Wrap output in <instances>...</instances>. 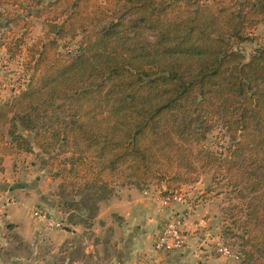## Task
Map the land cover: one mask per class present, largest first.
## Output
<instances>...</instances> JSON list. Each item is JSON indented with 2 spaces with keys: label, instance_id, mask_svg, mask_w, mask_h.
<instances>
[{
  "label": "trees",
  "instance_id": "1",
  "mask_svg": "<svg viewBox=\"0 0 264 264\" xmlns=\"http://www.w3.org/2000/svg\"><path fill=\"white\" fill-rule=\"evenodd\" d=\"M0 8L10 9L0 11L7 56L25 48L27 76L0 102V157H46L67 223L86 224L66 202L83 191L103 201L115 187L153 184L166 198L215 172L238 199L222 238L240 264H264V45L249 58L240 49L264 29V0H0ZM31 17L43 34L26 45ZM214 130L228 139L224 156L206 143Z\"/></svg>",
  "mask_w": 264,
  "mask_h": 264
},
{
  "label": "crops",
  "instance_id": "2",
  "mask_svg": "<svg viewBox=\"0 0 264 264\" xmlns=\"http://www.w3.org/2000/svg\"><path fill=\"white\" fill-rule=\"evenodd\" d=\"M5 9L10 10L0 8V11ZM30 20L33 27L26 45L43 34L41 21L33 17ZM10 28H13L12 25ZM8 35L6 30L0 37V102L16 93L15 85L20 72L24 80L27 77L23 70L26 50L23 48L19 56L9 59L5 48ZM24 80L17 84L20 89H23ZM33 154L35 156L38 151L0 157V188L6 184L13 188L8 187L7 193L0 190V205L6 195L19 201L0 209V264H15L20 259L21 249L12 247L14 238L29 246L28 256L45 240L52 249L51 253L55 249L61 250L62 264H86L89 261L91 264H240L219 257L214 251L217 244L224 242L222 229L226 222L220 212L224 204L212 197L214 194L211 191H203L201 181L180 190L182 202L167 204H164L160 191L153 184L147 185L144 191L136 187H115L112 194L99 203L94 219L93 242L83 239L79 244L74 237L82 228L70 223L63 230L45 233L42 222L33 219L28 207L49 201V211L59 213L56 202L52 200L55 191L48 188L53 184L47 175L48 169L27 162ZM23 161H26L25 164ZM33 170L36 176L34 173L31 175ZM32 176L34 182H30ZM50 192H53V197ZM172 215L185 217V246L171 254H155L154 238ZM45 234L47 237L43 238ZM76 251L81 257L75 260L72 256Z\"/></svg>",
  "mask_w": 264,
  "mask_h": 264
},
{
  "label": "rangeland",
  "instance_id": "3",
  "mask_svg": "<svg viewBox=\"0 0 264 264\" xmlns=\"http://www.w3.org/2000/svg\"><path fill=\"white\" fill-rule=\"evenodd\" d=\"M102 2H104L105 0H101ZM249 40L243 44L240 45V49L242 50L243 54L246 56V58H249L250 56H252L259 48H261L264 45V29L262 26H259L255 29H253L250 32L249 35ZM79 42V38L72 40L70 42H66L68 43V49L67 50H72L74 51L76 49V45ZM53 118V117H50ZM47 119L48 122H50L51 120ZM21 133L24 136L27 137H31V135L29 133H27L24 130H21ZM218 136V138H217ZM219 140V135L218 132L216 130H214L206 139V143L207 145H215L217 144ZM222 142V146L225 147L228 144V139L224 138L221 139ZM220 142V141H219ZM226 148V147H225ZM22 154V153H20ZM14 156V155H13ZM9 157V156H8ZM31 159L27 162H29V164L31 165H39V166H45L47 169L48 167L46 166V157H44L41 154H36L32 157H30ZM26 161H23V164H25ZM19 165L21 164L20 161L18 163ZM21 168V167H20ZM27 168V167H26ZM28 172V169H27ZM36 171L33 170L31 175L34 173L36 176ZM48 177L49 179L52 181L51 179V173L49 172L48 169ZM30 182L31 181H35L34 177H30ZM201 181L200 186L202 187L203 191H211L214 195L212 197H215L216 199H218L220 201L221 204H224L223 207H221V215L223 220L225 219L226 224L228 223L226 221V215H227V211L229 210V208L232 205H235L236 203H238V199L236 198V196L234 194L231 193L230 188L227 186L228 182L227 180L223 179L220 175H218L215 172H210L209 174H202L201 176H199L198 181ZM53 184L48 185V188L52 191V189L55 191V198H52V200H54V202H56L57 205V209H58V213H52L51 211H49V201L45 202V203H41L38 205H34L31 207H28V212L30 213V215L32 216V211L33 210H42L43 212L48 213L51 217L61 221L63 223V229H65V225L67 224V215L65 214V210L64 206H63V199L60 198L59 196V185L61 184V180H56V181H52ZM196 182V183H197ZM189 186V185H188ZM8 187H10L11 189H13L9 184H6L5 186H2L0 188V190L3 192H6L9 190ZM182 189V188H181ZM9 193V192H8ZM51 193V192H50ZM52 197H53V192L51 193ZM85 194H87L86 191H83L79 194H77L74 198L70 199L71 201H66L68 203H71L72 207H70V209H74L76 210L75 212H77V216H78V220H83L84 222H86V224L83 225H78L82 228V230L78 233L77 237H74L76 239V241H78L79 244L82 243L83 239L88 240L93 242L94 241V219L90 222L87 221V216H89L90 214L94 213V209H96V207L98 208L99 203L102 200H96L95 197L89 195V196H85ZM92 194V193H91ZM6 198H8V200H10V204L9 205H13V204H18V198L16 197H10V195H6V197L4 198L3 203L5 202ZM5 204V203H4ZM7 205V204H6ZM98 211V209H97ZM97 215V213H96ZM33 217V216H32ZM96 217V216H95ZM34 219V218H33ZM35 220V219H34ZM226 226V225H224ZM43 231H51V230H47L45 227H43ZM67 229V228H66ZM46 233V232H45ZM43 238L47 237V234L42 235ZM230 236H227L226 240L224 241L225 244H229L232 241L229 238ZM21 243V244H20ZM17 246L18 249H21L20 252V259L17 261H15V264H62V254H61V250L60 249H55L54 253H51L52 249H50V246L45 242V240L43 241V243L41 245L38 246V248L31 254H29L28 256V245L24 244L22 242H20V239L18 241V239L14 238V245H12V247ZM234 249V247H232ZM30 250V249H29ZM237 251V250H236ZM23 252V253H22ZM47 256H49L47 258ZM80 256V252L76 251L72 258L73 259H79ZM259 263L262 262V260H258ZM86 264H91L90 261L87 262ZM251 264H256L254 262H252Z\"/></svg>",
  "mask_w": 264,
  "mask_h": 264
},
{
  "label": "built area",
  "instance_id": "4",
  "mask_svg": "<svg viewBox=\"0 0 264 264\" xmlns=\"http://www.w3.org/2000/svg\"><path fill=\"white\" fill-rule=\"evenodd\" d=\"M6 30L7 29H2L0 31V37L2 36L3 32H5ZM19 74L17 75V82L15 85V89L17 90L16 93L21 90L20 86L17 84L21 79L24 80L23 74L21 72ZM23 83H24L23 85H25L26 79L23 81ZM215 146H216L215 147L216 152L224 156L225 151L220 139L218 140L217 144H215ZM162 199L164 204L174 201L175 202L183 201L180 192L175 193L172 196L166 198L162 197ZM4 203L0 205V209H4L7 205H9L10 200L6 198ZM31 214L34 219L42 222L43 226L47 230L53 231V230H61L63 228V223L61 221L51 217L48 213L43 212L42 210H33ZM184 226H185L184 216L172 215L171 217H169L164 222V224L162 225V227L157 232L154 238L153 252L155 254H171L180 251L185 246ZM214 251L219 257L229 259L233 262L240 261L237 251L228 244H225L224 242L217 244Z\"/></svg>",
  "mask_w": 264,
  "mask_h": 264
}]
</instances>
